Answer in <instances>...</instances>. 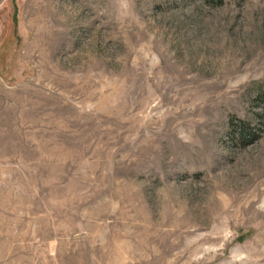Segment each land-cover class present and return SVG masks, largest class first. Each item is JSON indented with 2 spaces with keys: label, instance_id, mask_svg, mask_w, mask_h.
<instances>
[{
  "label": "rangeland",
  "instance_id": "obj_1",
  "mask_svg": "<svg viewBox=\"0 0 264 264\" xmlns=\"http://www.w3.org/2000/svg\"><path fill=\"white\" fill-rule=\"evenodd\" d=\"M0 0V264H264V0Z\"/></svg>",
  "mask_w": 264,
  "mask_h": 264
},
{
  "label": "trees",
  "instance_id": "obj_2",
  "mask_svg": "<svg viewBox=\"0 0 264 264\" xmlns=\"http://www.w3.org/2000/svg\"><path fill=\"white\" fill-rule=\"evenodd\" d=\"M206 2H210V3H217V4H222L223 0H205Z\"/></svg>",
  "mask_w": 264,
  "mask_h": 264
}]
</instances>
